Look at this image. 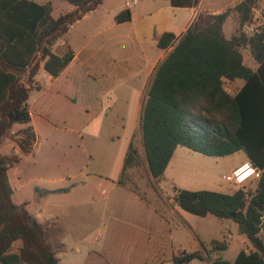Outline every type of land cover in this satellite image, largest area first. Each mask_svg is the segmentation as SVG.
Returning <instances> with one entry per match:
<instances>
[{
  "label": "crops",
  "instance_id": "obj_1",
  "mask_svg": "<svg viewBox=\"0 0 264 264\" xmlns=\"http://www.w3.org/2000/svg\"><path fill=\"white\" fill-rule=\"evenodd\" d=\"M48 1L54 18L76 9L66 1L70 5L58 0L39 3ZM242 1L201 0L195 7L175 8L169 0H138L132 6L127 0H103L55 43L52 52L56 56L72 51L73 58L58 76L48 73L44 62L35 76L40 88L32 90L27 101L38 137L34 152L21 155L7 140L1 148L4 154L14 151L20 155V162L8 171L12 201L24 205L47 227L55 253L68 248L86 250L92 258L89 264L165 263L156 259V245L165 236L172 245L175 233L190 227L186 211L174 201L175 189H204L219 163L209 168L205 158L210 157L179 146L160 182L153 179L147 166L144 176L138 175L137 188L124 180L125 158L136 130H140L149 84L171 49L160 48L158 41L165 33L181 37L200 12L230 10L223 26L227 39L238 35V29L249 33L264 25V0H257L260 7L256 2L251 22L241 26L235 7ZM127 10L130 19L118 22L116 17ZM250 57L254 60L252 54ZM248 66L258 68L255 60ZM100 134H104V146L98 144ZM96 154L110 163L120 158L118 168L92 166ZM247 159L245 155L243 162ZM138 169L128 168L126 174ZM55 196L63 197L54 201V209L45 210L44 200ZM82 227L84 234L78 232ZM198 240L200 247V241L205 240ZM174 255L168 262L175 264Z\"/></svg>",
  "mask_w": 264,
  "mask_h": 264
},
{
  "label": "trees",
  "instance_id": "obj_2",
  "mask_svg": "<svg viewBox=\"0 0 264 264\" xmlns=\"http://www.w3.org/2000/svg\"><path fill=\"white\" fill-rule=\"evenodd\" d=\"M63 1L76 9L54 18L50 1L0 0V264H59L48 241L47 227L39 224L24 205L12 201L8 171L20 162L19 154H32L38 143L27 101L30 92L40 88L35 76L41 63L51 75L61 74L73 53L56 56L53 46L72 24L103 0ZM169 1L175 8H189L201 0ZM256 2L243 0L236 5L241 26L251 22ZM229 13L200 12L181 37L172 33L160 37L159 47L171 50L158 64L149 84L140 129L147 170L157 182L163 180L179 146L209 157L243 151L263 169L255 188L230 193L175 189L174 196L182 210L195 216L232 219L238 233L254 249L240 250L234 261L220 255L211 261L209 253H204L207 244L211 252L225 251L229 244L225 240L200 241L199 250L174 255L175 264L193 260L264 264V241L256 237L259 210L264 207V30L252 37L240 33L227 39L223 26ZM129 19L128 10L116 17L118 22ZM244 46L250 48L257 69L245 64ZM236 80H242L243 86L232 95L225 82ZM17 124L24 127L13 133ZM8 139L19 154L1 152ZM139 165V152L131 144L123 177L128 168Z\"/></svg>",
  "mask_w": 264,
  "mask_h": 264
},
{
  "label": "rangeland",
  "instance_id": "obj_3",
  "mask_svg": "<svg viewBox=\"0 0 264 264\" xmlns=\"http://www.w3.org/2000/svg\"><path fill=\"white\" fill-rule=\"evenodd\" d=\"M37 3L43 2L44 0H33ZM63 3V0H58ZM46 3V2H45ZM68 4V3H66ZM70 5V4H68ZM257 7H260V3L257 2ZM264 30V25H259L253 27V29L249 33H245L243 30L238 29L237 33H243L246 35V37H252L256 33H260L261 31ZM171 50V49H170ZM242 53L244 54V59L245 63L247 65H252L254 64V60L252 57H250V48L249 47H243ZM243 81L242 80H236L234 82H225V88L229 90V92L234 95L240 85H242ZM24 126H15L13 128V133H16L20 130L23 129ZM99 128L96 126V129ZM104 134H100L101 139L99 140L98 144L100 146L105 145V140L104 137L102 136ZM87 135V140L90 141V137ZM133 145L139 152V159H140V169L136 173L129 172L125 174L124 180L126 181H132L133 182V187L137 188L138 187V175L143 177L144 176V171L146 169V162H145V155L142 147V134H141V129H137L134 135V140H133ZM7 143L10 144L12 147H14V143H12L9 139L7 140ZM93 144V143H91ZM102 148V147H101ZM205 156V155H204ZM209 157V156H207ZM207 159L206 161H209V168L211 166L217 165L216 162H218L216 174L214 177H211V180L209 183L203 185L201 190H207V191H213V192H234L237 189L233 188L226 180L225 177L230 175V170L233 166L241 164L245 160V153L243 151L228 155L225 157H210V158H205ZM120 162V158L115 160L114 162H109L108 159L103 158L102 156L95 155L94 161L92 166H112L113 168L117 169L118 165ZM257 185V182H254L248 187L249 189L255 188ZM148 186H151V183H148ZM168 186V185H167ZM170 187H173L172 185H169ZM173 189L171 188V191ZM93 192V190H91ZM61 197L63 196H55L50 200H44L42 207L49 211L55 208L54 201L58 202ZM167 197V196H166ZM170 197V196H169ZM62 205V204H61ZM36 207H40V205H36ZM188 216V224L190 227L186 228L185 230L181 231L180 233H175L174 239L172 241V245L169 244L167 241V236H165L164 240L160 242L159 245H156V259L161 258L162 260H166L164 264H172L168 262V259L171 258L172 253H180L183 250L186 251H196L197 249H200L199 247V240H205V241H210V240H225L229 245L228 249L223 251V252H211V246L206 245V249L204 250V253H209L211 261H213L217 255L222 256L225 260L228 261H234L235 258L237 257L238 253L240 250H246V251H251L253 250V246L251 243L248 241V239L238 233V227L237 224L232 220V219H219L213 215H208L206 217H199L195 216L193 214H190L188 212H185ZM33 216L36 217V214L33 213ZM71 225L78 227V223L72 224ZM194 230V231H193ZM79 233L84 234V229L82 227L81 230H78ZM93 232V231H92ZM195 232L198 235V238L194 236ZM89 233H87L88 235ZM231 235V236H229ZM182 249V250H180ZM180 250V251H179ZM203 251V250H202ZM57 256L60 258V263L59 264H89L91 262L92 258H89L87 256V251L82 250V252H77L75 251V248H68L67 250L60 252L56 251ZM189 264H209L208 261H200V260H193Z\"/></svg>",
  "mask_w": 264,
  "mask_h": 264
},
{
  "label": "built area",
  "instance_id": "obj_4",
  "mask_svg": "<svg viewBox=\"0 0 264 264\" xmlns=\"http://www.w3.org/2000/svg\"><path fill=\"white\" fill-rule=\"evenodd\" d=\"M129 6L135 5L138 0H127ZM263 173V169L257 167L250 159L243 162L225 180L236 189L248 190L250 185L257 182ZM258 232L256 237L264 241V207L259 210ZM231 236V235H229Z\"/></svg>",
  "mask_w": 264,
  "mask_h": 264
},
{
  "label": "water",
  "instance_id": "obj_5",
  "mask_svg": "<svg viewBox=\"0 0 264 264\" xmlns=\"http://www.w3.org/2000/svg\"><path fill=\"white\" fill-rule=\"evenodd\" d=\"M233 216H235V215H233Z\"/></svg>",
  "mask_w": 264,
  "mask_h": 264
}]
</instances>
